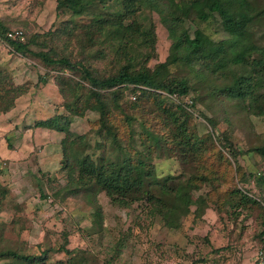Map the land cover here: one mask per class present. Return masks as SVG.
Returning a JSON list of instances; mask_svg holds the SVG:
<instances>
[{
  "label": "trees",
  "instance_id": "obj_1",
  "mask_svg": "<svg viewBox=\"0 0 264 264\" xmlns=\"http://www.w3.org/2000/svg\"><path fill=\"white\" fill-rule=\"evenodd\" d=\"M91 7H101V11L92 13ZM57 10L70 13L66 20L69 25L44 33L26 31L24 39L10 38V26L0 19V41L11 53L43 68L46 75L41 77L42 82L53 77L64 99L67 113L35 123L64 133L61 166L67 171L66 180L53 194L55 198L89 201L96 209L94 215L101 229L97 201L100 193L122 207L137 202L152 204L157 208L152 209L154 215L176 208L190 212V206H185L178 195L171 206L164 197L170 192L159 191L158 196L147 189L143 170L154 166L155 158L179 159L184 165L199 156L209 165L201 168L198 177L185 180L179 176V191L194 186L198 189L194 185L196 179L213 184L218 190L213 167L228 160L227 153L235 161L239 183L244 184L253 176L258 184H264V172L248 171L238 162L244 152L250 151L259 153L264 160V140L240 151L227 131L216 135L220 121L229 120L224 112L230 113L231 108L245 121L250 112L264 116V92L255 91L256 84H264V43L255 37L256 28L264 27V0H57ZM154 11L169 23L171 46L165 61L148 66L137 59L145 57L147 61L156 53ZM90 13L93 17L89 23H77ZM213 13L219 15L227 32L224 40H214L201 28L191 35L184 25L185 21H207ZM62 32L67 35L64 42ZM73 41L77 52L68 48L67 43ZM111 53L120 65L104 71L96 60ZM11 74L0 63V113L11 110L16 99L29 89L16 85ZM191 91V103L169 105L162 100L181 99ZM146 94L149 101L159 100L156 124L135 115L137 100ZM200 102L211 111L210 116L204 112H199V116L213 128L218 144L212 148L206 147L189 122L194 114L192 108ZM247 102L249 107L245 106ZM113 105L124 115V125L117 123ZM87 110L99 113L96 131L102 138L94 145L87 134L74 137L70 131V118L82 116ZM133 121H138L139 129ZM58 250L71 255L70 264H80L66 242ZM47 257V250L35 254L12 247L0 250V260L9 259L10 264H45Z\"/></svg>",
  "mask_w": 264,
  "mask_h": 264
},
{
  "label": "rangeland",
  "instance_id": "obj_2",
  "mask_svg": "<svg viewBox=\"0 0 264 264\" xmlns=\"http://www.w3.org/2000/svg\"><path fill=\"white\" fill-rule=\"evenodd\" d=\"M98 11H101V7H91L90 12ZM69 17V12L57 10V0H0V19L6 21L11 30L44 33L59 29L64 24L69 25V22L66 23ZM92 17L91 13L85 14L77 23L87 24ZM152 17L157 36L156 53L147 61H144L145 57L137 59L148 66L165 61L171 46L169 23L164 22L156 11ZM184 25L191 35L196 28H201L216 41L227 38L217 13H213L207 21H185ZM256 29L255 37L264 43V27ZM62 36L61 42H64L67 35L62 32ZM67 45L69 50L77 52L75 41ZM15 55L0 41V63L12 72V79L28 81L25 88L35 85L34 91H41V97L47 99V92L56 89L58 99L53 98L48 103L46 100L40 101L39 104L43 107L60 104L63 107L64 99L58 92L54 78L50 77L49 81H55L56 87L52 84L49 90H43L41 77L46 75L44 69L27 58H14ZM96 62L104 71L117 69L120 65L112 53L97 58ZM13 67L21 68L18 71L14 69L13 73ZM255 86L257 94L264 92V84ZM146 96L137 100L135 115L139 120L148 119L150 124H156L159 100L149 101ZM192 97L191 91L181 99L162 97V100L171 105L180 101L191 103ZM249 104L247 102L245 106L249 107ZM192 109L194 114L189 119L191 127L196 128L206 147L212 148L218 144L213 128L203 116H199V112L210 116L211 111L201 102ZM232 110H229L231 114L224 112L223 115H228L231 121L222 119L216 135L227 131L231 142L240 151H246L264 140V116L250 112L245 121ZM59 111L67 113L64 107ZM113 111L117 123L124 125V115L119 107L113 105ZM70 119V131L74 137L87 134L91 145L101 140L96 131L99 120L97 111L87 110L82 116H72ZM30 120L19 119V130L32 126L33 119ZM138 121H133L137 129L140 127ZM38 130L35 135L28 136L37 137L32 141L35 145L34 151L30 150V160L25 157L16 164L14 159L11 163V158L0 161L3 173L7 171L0 174V250L12 247L31 254L47 250L45 264H70L71 255L58 250L65 242L73 250V255L77 254L80 264L81 259L83 264H254L259 251H264V234H261L264 230V184H258L253 176L248 177L244 184L239 183L236 164L229 153L228 160H221L220 165L213 167L214 175L218 177V190L213 184L200 183L196 179L194 185H198V189L194 186L179 191V176L187 180L188 177H198L201 168H209L201 157L197 156L195 161L184 165L179 159L155 158L152 160L154 166L143 170L147 189L158 196L164 190L170 192L171 196L164 194L168 203L163 202L171 206L174 196L178 195L185 206H190V212L176 208L154 215L152 212L157 208L152 204L148 206L144 202H137L122 207L111 203L105 193H100L97 201L102 228L99 229L94 215L96 209L89 201L75 197L61 201L59 197H54L55 191L65 183L67 171L62 166L52 164L42 166L43 169H51L50 172H43L38 155L42 149L37 148L41 146L39 144L48 142L50 136ZM29 153L25 150L24 154L27 156ZM238 162L248 171L264 172V160L257 152H244ZM10 263L9 259L0 260V264Z\"/></svg>",
  "mask_w": 264,
  "mask_h": 264
},
{
  "label": "crops",
  "instance_id": "obj_3",
  "mask_svg": "<svg viewBox=\"0 0 264 264\" xmlns=\"http://www.w3.org/2000/svg\"><path fill=\"white\" fill-rule=\"evenodd\" d=\"M17 57L20 59L23 58L17 55L14 56V58H17ZM20 68L21 67H13V73H15V70L18 71ZM14 82L16 83V85H25L27 84L28 81H14ZM52 84H54V86L56 87L55 81H47L46 83H43L41 86L43 90L47 91L50 89ZM34 86L35 85L29 87L26 93L22 94L16 99L15 106L11 110L0 113V150H1L0 151L1 153L0 161L3 160L4 158L5 159L11 158V163H13V159H14L15 161L14 164H16L17 163L16 161L22 160L25 157H27L30 160L31 155H32L31 152L34 151V145H35V143H33L32 141L34 139H37V137L35 138L33 136L34 138H31V137L28 138V136L35 135V133H37L36 132L37 129H39L38 131L42 132V134L44 135L47 134V136H50L48 137V142L44 144H39L41 146L37 148V150L42 149V153L38 154L39 160H40L39 163H41L40 167L42 168V166H49L52 164H56L60 166L61 168V165H62L61 161L63 158L61 141H62V138L64 137V133L55 131V130H52L46 127L35 126V123L37 121L45 120V119H49L53 117L55 114L60 113L59 110L63 107L60 104L59 105L55 104L51 107L50 105L47 107H43L42 105H40L39 104L40 101L43 102L46 100L48 103L51 100H53V98L58 99L57 90L50 89L47 92L49 94V97L47 99V98L41 97L40 95L41 91L36 93L34 91L35 90ZM38 86L40 87V85ZM23 118H27L28 122H31L30 119H33V122H32L33 124L32 126L24 127L21 130H19V126L17 125L18 123L20 124L19 119L22 120ZM25 150H26V153L30 152L29 154H27V156L24 154ZM54 158H57V159L54 161ZM43 163L46 165H43ZM42 170L43 172L51 171V169H48V168L47 169L42 168ZM5 172L7 171H4V173L2 171L0 174L2 173L5 174Z\"/></svg>",
  "mask_w": 264,
  "mask_h": 264
},
{
  "label": "built area",
  "instance_id": "obj_4",
  "mask_svg": "<svg viewBox=\"0 0 264 264\" xmlns=\"http://www.w3.org/2000/svg\"><path fill=\"white\" fill-rule=\"evenodd\" d=\"M8 36L13 39H24V31L22 29H14L8 32ZM135 98V96H133ZM254 264H264V251H259Z\"/></svg>",
  "mask_w": 264,
  "mask_h": 264
}]
</instances>
